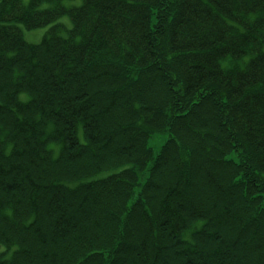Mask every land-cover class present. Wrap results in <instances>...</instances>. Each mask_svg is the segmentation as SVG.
<instances>
[{"label":"trees","instance_id":"1","mask_svg":"<svg viewBox=\"0 0 264 264\" xmlns=\"http://www.w3.org/2000/svg\"><path fill=\"white\" fill-rule=\"evenodd\" d=\"M63 1L0 0V264H264V0Z\"/></svg>","mask_w":264,"mask_h":264},{"label":"rangeland","instance_id":"2","mask_svg":"<svg viewBox=\"0 0 264 264\" xmlns=\"http://www.w3.org/2000/svg\"><path fill=\"white\" fill-rule=\"evenodd\" d=\"M23 2H28V0H22ZM81 3V0H65L63 1V4L65 6H78ZM49 4H43L42 7H47ZM55 23H61L65 26V28L70 27V20L68 16H62L58 20L55 21ZM54 24V23H52ZM45 25L39 28L35 29H24L21 24H18V26L21 28L22 36L24 40L27 43H38L41 41L42 37L44 36L45 32L47 29L52 25ZM66 31L65 29H61V33L64 34ZM263 51H264V45H263ZM246 58V57H245ZM99 72V71H98ZM24 96V94H23ZM112 113V116L115 118V114ZM111 116V117H112ZM167 134L162 133V134H155L152 137L149 138V145L153 148V151L156 153L158 149L160 148V145L163 143V141L166 139ZM116 167H109L106 169V171L114 170Z\"/></svg>","mask_w":264,"mask_h":264},{"label":"bare ground","instance_id":"3","mask_svg":"<svg viewBox=\"0 0 264 264\" xmlns=\"http://www.w3.org/2000/svg\"><path fill=\"white\" fill-rule=\"evenodd\" d=\"M252 31H254V29H252V30L248 29V33L252 32Z\"/></svg>","mask_w":264,"mask_h":264}]
</instances>
